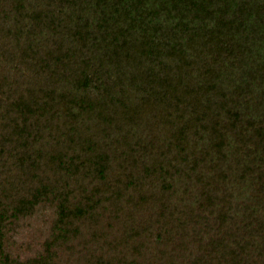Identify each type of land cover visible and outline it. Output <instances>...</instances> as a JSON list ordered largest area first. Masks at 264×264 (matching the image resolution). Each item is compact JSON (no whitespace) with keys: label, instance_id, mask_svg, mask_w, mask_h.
Segmentation results:
<instances>
[{"label":"trees","instance_id":"trees-1","mask_svg":"<svg viewBox=\"0 0 264 264\" xmlns=\"http://www.w3.org/2000/svg\"><path fill=\"white\" fill-rule=\"evenodd\" d=\"M0 264H264V0H0Z\"/></svg>","mask_w":264,"mask_h":264}]
</instances>
